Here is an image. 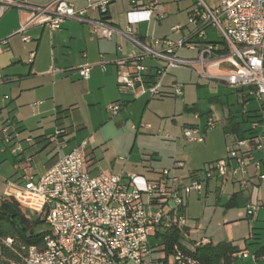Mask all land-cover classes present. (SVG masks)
<instances>
[{"label":"built area","instance_id":"obj_1","mask_svg":"<svg viewBox=\"0 0 264 264\" xmlns=\"http://www.w3.org/2000/svg\"><path fill=\"white\" fill-rule=\"evenodd\" d=\"M77 1L52 0L39 5L28 0H0V16L8 7L29 10V17L19 28L24 41L31 40L27 34L30 27L48 25L58 29L67 19L90 23L93 32L102 38H111L119 31L105 19L87 16L89 10H97L104 17L112 0H84L83 7H77ZM131 4L133 12L144 15L142 20L150 21L165 15L157 0H131ZM139 21H131L121 31L135 48L132 55L122 61L128 69L118 77L121 87L149 93L153 98L163 93L165 78L173 68L187 67L205 79L223 81L246 92L244 98H258L263 102L264 111V0H218L215 7L205 0H197V7L190 17V23L195 27L190 37L177 41L153 35H146L147 40H143L138 34ZM210 25L216 28L219 41L208 39L206 28ZM182 28L179 24L172 29L180 31ZM0 43L6 44L7 40ZM184 46L198 48L199 56H179L178 51ZM34 58L35 52H32L30 61ZM148 58L160 61L153 67L154 73L152 66L145 63ZM92 68L90 63L80 66L81 77L89 79ZM212 68L226 72L212 74ZM171 87L174 95H184L183 83L174 80ZM121 107L120 102H114L109 109L117 115ZM200 116L197 112L196 117ZM215 123L214 117L208 116L206 128H213ZM14 125L13 120H7L0 130L1 140L6 145L14 140ZM141 126L150 127L144 123ZM258 126L259 121L253 128L256 130ZM65 131L59 127L46 136V140L58 142ZM184 136L197 142L205 139L199 126L185 127ZM263 141L264 135L257 133L229 145L227 157L192 171L188 183L180 176L172 175L169 169H165L158 180L134 173L92 176L85 166L81 147H76L39 177L27 175L23 184L9 181L5 194L0 195V200L13 198L20 206L44 216L50 226L44 245L23 246L17 250L13 248V238L4 242L17 252L22 264H201L192 252L205 241L191 242L188 238L186 197L192 192L201 193L206 181L215 178L238 180L239 173L244 178L238 181L246 187L248 166L252 164L264 182V159L256 160L253 156L255 150H264ZM14 144L12 152L22 154L23 146L19 142ZM232 161L236 166H232ZM248 213L250 220L255 221L258 207L249 204ZM172 231L179 232L181 237L172 244L168 254L164 234ZM151 237L162 239V243L152 245ZM156 251L164 254L156 257ZM236 255L253 256L248 250Z\"/></svg>","mask_w":264,"mask_h":264},{"label":"crops","instance_id":"obj_2","mask_svg":"<svg viewBox=\"0 0 264 264\" xmlns=\"http://www.w3.org/2000/svg\"><path fill=\"white\" fill-rule=\"evenodd\" d=\"M28 1L43 5L52 0ZM85 4L84 0H78L76 3L77 7H83ZM87 16L90 19H105L119 31L111 38H102L93 32L90 23L67 19L58 29H53L48 25H34L30 27L27 34L31 36V40L24 41L21 33H19V28L29 17V10L8 7L0 16V41L7 40L6 44L0 43V121H2V124L7 121V107L12 109L18 108V114L15 119V129L18 133L16 137L24 148V152L20 155L12 152L11 144L6 145L4 149L5 152L9 151L14 157L15 161L13 163L18 168L14 179H6L7 184L9 181L23 184L27 175H33L37 178L47 172L60 157L67 155L74 148H85L87 140L79 141L78 139L80 128L90 126L93 119L98 121L96 125L100 127L112 124V118L118 115L122 116L126 111L122 107L130 105V95H135L139 100H142L147 95V93H141L140 90L133 92L121 87L118 83L119 75L128 69V65L122 61L129 58L135 49L121 32L131 21L140 19L137 23V29L139 37L143 40H147L146 35L179 40L190 37L192 31V24L190 22L187 27L180 24L183 28L180 31H174L172 28L175 24L167 27V29L159 26L162 18L153 17L150 21L142 20L144 15L133 12L131 0H112L108 6V12L104 17L97 10H89ZM144 25L147 27L145 30L142 29ZM171 33H174L176 36L174 38L170 37ZM184 49L191 55L187 57L181 56L180 51ZM32 52H35V58L31 62L30 54ZM178 55L184 58H197L199 56V49H189L187 46H184L178 51ZM86 63L93 65L89 79L82 78L79 69L80 66ZM145 63L152 66L151 72L154 73L153 67L158 65V62L148 58ZM174 80L166 83L164 81L162 89L164 95L173 92L171 84ZM218 83L228 85L223 81H218ZM5 96H8V98ZM247 99L249 100V98ZM114 102L122 104L117 115H114L109 109L110 105ZM86 113L89 114L88 117L85 115ZM109 113L112 114L110 117ZM256 113L260 117L262 115L264 117V111L261 114L259 111H255L253 114ZM78 114L80 117L77 116ZM92 117L93 119H91ZM247 117L249 121L253 122L255 120L249 118V114ZM200 118L201 116L198 119ZM234 118L235 116H230L225 125L226 131L231 130L232 127L234 129L231 132L228 131L233 136V143H230V145L239 141L238 134H240V131L244 132L243 134L246 137L249 136V134H246L242 122ZM244 121H247L246 118ZM257 121L255 120L254 123ZM75 124L78 125L77 128H75ZM147 124L150 127L145 128H151V124ZM190 126H199L202 134L206 133L209 129L206 128V124L202 123ZM56 127L64 128L66 130L65 134L59 138L58 142L47 141L46 136L54 133ZM29 137L32 138L31 141L27 140ZM236 139L238 141L234 142ZM253 156L256 160L264 159L262 152L257 156L254 151ZM225 157L219 156L213 160H209L203 168L208 167L215 160ZM176 164L178 165H175L174 169H181V171H177V176L180 175L184 183L187 182V178L189 177L188 172L191 173L200 168L192 167L187 169V164L184 160L176 161ZM231 164L232 166H236L234 161ZM85 166L92 176L111 170L109 166L101 167L93 162L88 154H86ZM253 166L255 168V165ZM122 173L133 172L123 171ZM122 173L118 172L115 174ZM160 174V176L150 175V177L144 174L139 175H143L150 180H158L162 177V172ZM238 177L239 179L244 178L242 173H239ZM256 177H258L256 168L255 174H252L248 170V174L246 175L248 184L246 187L241 186L238 181L239 179L229 178L225 181L219 178L211 179L205 182L203 191L197 194L208 196L215 190L221 196L228 186L232 185L233 195L230 201V204H232L238 197L237 185H239L241 191L249 190L250 199H253L254 195L256 193L258 195L261 189L259 188L260 184L256 183L258 180H255ZM260 182L264 183L261 180ZM191 194L185 199V212H187L188 197ZM259 196L261 197L262 195L259 194ZM261 206L264 207V203ZM259 218L260 214L258 212L257 221ZM187 232L191 242L205 241L204 244L208 242L218 244V242L208 236H204L200 240L192 238V229L188 225V221ZM221 242H232L234 245H237L233 240ZM262 245L264 244H261L259 248ZM240 248L248 250L258 264L264 263V256L257 258L255 255V252L259 248L254 253L246 247ZM237 257L240 258L239 256Z\"/></svg>","mask_w":264,"mask_h":264},{"label":"rangeland","instance_id":"obj_3","mask_svg":"<svg viewBox=\"0 0 264 264\" xmlns=\"http://www.w3.org/2000/svg\"><path fill=\"white\" fill-rule=\"evenodd\" d=\"M157 1L166 12L159 24L163 29L173 24L175 26L182 24L187 27L190 22V13L197 7V0ZM205 1L211 7L218 5V0ZM191 26L193 30L195 26L193 24ZM146 28L145 25L142 27L143 30ZM206 33L210 40H220L216 28L212 25L206 28ZM175 36L174 33L170 34L172 38ZM180 55L187 57L191 54L184 49L180 51ZM153 61L160 63L158 60L153 59ZM225 72L218 68L211 69L213 74ZM174 79H179L178 81L185 86L184 95L181 97L173 93L165 95L162 93L152 98L147 93L142 100H139L135 95H130V105L122 107L126 111L122 116L112 118V124L100 127L96 125L98 121L92 117L91 125L87 128H80L78 131L79 141L87 140V146L81 148L84 158L86 159V154H88L93 162L101 167L109 166L111 170L105 172L106 174L127 171L150 177V175L160 176L161 172L169 169L172 175H178L177 171L181 169L176 170L174 166L178 165L176 161L179 160L186 162L187 169L192 167L204 169L203 167L209 160L219 156H228L227 145L233 143V136L226 131L225 125L230 116H235L234 119L242 122L248 134V130L254 127V121L257 120L251 118L255 120L249 121L248 114H253L255 111L261 114L263 111V102L258 98L250 96L244 98L246 92L243 93L229 85L200 77L190 68H173L166 77L165 83ZM5 97L8 98V96ZM197 112L201 114L200 119L196 118ZM17 114L18 108H6L7 120H13L14 124ZM85 115L88 117L89 114ZM111 115L109 113V117ZM208 115L213 116L216 123L213 128H209L204 133L206 134L205 141L189 142L184 136L183 128L193 124H206ZM77 116L80 117L79 114ZM94 117L97 119L96 116ZM245 118L247 121H244ZM258 119L260 121L256 129L257 133L264 135L263 115ZM143 123H150L151 128L141 126ZM3 125L0 121V130ZM75 125L77 128L78 125ZM15 128L16 125L13 128L15 138L11 143L12 148L15 147L14 142H18L16 137L18 133ZM5 148V142L0 140V195L7 189L6 179H14L18 169L13 163L14 157L9 151L5 152ZM261 152L264 154V150H255V155L258 156ZM253 165H249L248 170L255 174ZM255 180L261 188L258 195L256 193L253 199H250V191H241L237 185L238 197L232 204H230L233 195L232 185H229L221 196L215 190L208 196H200L197 192H192L188 197L186 212L188 225L192 229V238L200 240L208 236L218 243L233 240L237 245L248 248L252 253L264 244V207L261 206L264 203V183H261L258 177ZM188 182L187 178L186 183ZM259 194L262 196L260 197ZM249 204L258 207L260 214L258 221L257 219L251 221L248 217ZM23 210L27 216L44 219L43 215L26 207H23ZM38 229H50V226L43 223ZM161 240L155 237L150 238L152 245L158 244L159 246ZM163 254L160 251L155 252L156 257H161ZM234 264L258 263L251 256L249 258L240 257Z\"/></svg>","mask_w":264,"mask_h":264},{"label":"trees","instance_id":"obj_4","mask_svg":"<svg viewBox=\"0 0 264 264\" xmlns=\"http://www.w3.org/2000/svg\"><path fill=\"white\" fill-rule=\"evenodd\" d=\"M249 118H260L259 114H250ZM231 130H234L233 127ZM231 130H227L230 131ZM244 132L240 131L238 140L253 137L257 130L251 128L248 130L249 136L246 137ZM236 139L237 142L238 141ZM46 223L45 218H32L27 216L23 207L13 198H3L0 200V264H22L17 252L7 246L4 240L13 238V248L21 250L23 246L29 247L44 245V238L50 231L49 229H38L41 224ZM181 234L177 231H172L164 234L166 243V251L170 254L172 244L180 241ZM242 251L238 245L232 242H220L214 244L208 242L196 247L192 252L193 255L201 261V264H234L238 259L236 253ZM257 258L264 256V245L256 252Z\"/></svg>","mask_w":264,"mask_h":264}]
</instances>
